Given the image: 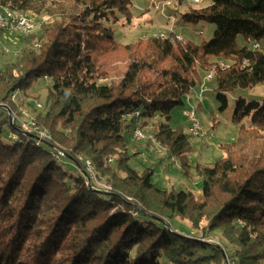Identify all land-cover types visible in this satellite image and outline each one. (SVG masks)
Here are the masks:
<instances>
[{
	"label": "trees",
	"instance_id": "16d2710c",
	"mask_svg": "<svg viewBox=\"0 0 264 264\" xmlns=\"http://www.w3.org/2000/svg\"><path fill=\"white\" fill-rule=\"evenodd\" d=\"M130 7L131 0H0L40 22L0 70V264H264V102L234 101L237 140L220 144L212 164L192 166L199 197L158 188L152 169L129 164L132 132L157 120L155 141L188 167V136L170 120L207 72L221 112L228 95L264 83L261 48L236 45L238 36L264 40V0L188 7L183 23L215 26L208 42L150 37L122 48L111 25L119 17L130 23ZM115 51L126 65L114 82L109 74L124 61L107 55ZM39 78L51 82L47 111L36 118L49 132L42 142L23 135L11 101ZM87 161L111 191L93 186ZM175 217L195 229L205 221L201 233L220 232L234 252L176 234Z\"/></svg>",
	"mask_w": 264,
	"mask_h": 264
},
{
	"label": "rangeland",
	"instance_id": "374dc122",
	"mask_svg": "<svg viewBox=\"0 0 264 264\" xmlns=\"http://www.w3.org/2000/svg\"><path fill=\"white\" fill-rule=\"evenodd\" d=\"M210 3L211 0H199L198 3H194L193 0H182L181 2L178 0H131L130 23L125 18L119 17V22L111 25L114 39L122 48L132 46L140 41H146L150 37L160 38L161 35L171 39L181 38L186 43L189 42L196 45L208 42L213 37L214 25L204 21L194 24L183 23L180 20V15L188 7L202 9L209 6ZM29 18L40 25L38 19ZM43 20L46 22L48 19L44 18ZM2 32L0 34V70L5 63L12 61L19 53L23 39V34L19 32ZM236 45L238 48L244 46L250 49L253 48V45L245 43L241 36L236 38ZM260 48L264 53V40L260 42ZM107 55L114 59H124V61H118L116 70L114 69L109 74V81L115 82L120 79L121 74L125 71L126 56L117 51ZM208 74H212V72H207L205 76ZM201 85L205 88L201 95L202 100L198 101L197 96L200 94L201 87L197 85L190 93L191 101L186 102L184 100V106L175 108L170 120L171 126L184 127V134L188 136L189 144L192 147L191 152L187 155V160L185 159V161L189 162L188 167H183L178 158H173V156L171 158L164 147L155 141L153 130L156 128L154 124L157 123V120L152 122V124L154 123L153 125L150 124L145 128H135L141 132L142 136L135 137L132 132L129 140L135 146L132 149L129 148V154L135 155L129 162L131 167L140 172L144 169H152L151 182L158 188L168 191L172 189L175 191H186L196 197L201 194L202 184L195 175L192 168L193 164L196 162L203 165L212 164L222 157L220 144H230L237 140L238 127L231 121L234 101L242 98L248 102H264V83H262L253 88L239 89L228 95V107L221 112L216 101L215 82L208 81L201 83ZM50 88L51 82L49 80L39 78L31 85L24 96L21 93H16L12 96L11 101L20 106L18 107L21 113L20 120H23L21 121V129L22 126L26 127L33 124L41 128L36 123V118L39 114L42 115L47 111L44 104ZM38 105L41 108H38ZM185 108L195 110L200 127L205 132L203 136H195L189 133L187 121L183 116ZM243 124L247 125L248 119H244ZM43 130L47 131L46 129ZM47 133L49 134L48 131ZM131 152L134 153L132 154ZM107 164L108 169L115 170V160L113 158H108ZM183 173H186L187 176ZM95 178L93 186L96 188H101L103 185L110 187V185L103 182L105 177L101 173L98 176L95 175ZM169 222V226L178 235L192 236L203 243L217 246L221 252H225V249L227 252H234V247L227 244L220 232L207 236L201 233V228L206 225L205 221L200 222L198 229H195L187 219L181 217H175Z\"/></svg>",
	"mask_w": 264,
	"mask_h": 264
},
{
	"label": "bare ground",
	"instance_id": "6f19581e",
	"mask_svg": "<svg viewBox=\"0 0 264 264\" xmlns=\"http://www.w3.org/2000/svg\"><path fill=\"white\" fill-rule=\"evenodd\" d=\"M193 2L194 3H198L199 1L196 2V0H193ZM25 21H30V24H25ZM0 22H1V24H0V30L1 31L19 32V33H21L23 35H29V34L33 33L39 26L36 22H34L30 18L26 17L24 14H22L20 12L9 10V9H4V8H0ZM12 24L14 26H16V27L12 28ZM199 34H201V32H199ZM160 38L162 40H167L168 39V37H166L164 35H161ZM176 40L185 43L181 38H176ZM252 49H254V46H253ZM220 67L222 69H224L226 66L221 63ZM205 77H207V82L211 81L213 79V73L212 74H208ZM203 91L204 90H202L200 92V94L197 96L198 101L202 100L201 95H202ZM185 101L186 102H190L191 101L190 95H188L186 97ZM37 107L41 108L40 105H38ZM187 118L195 119V126L197 127L198 131H202V136H203L205 132L200 127V123H199V121H198V119L196 117L195 110L187 109ZM28 126H30V128H33L35 133H39V134L43 135L44 140H50V137H49V134L47 133V131L35 126L34 124L33 125H28ZM188 130H189V133H190V129H188ZM22 132L28 133L25 130H22ZM138 133H141V132L136 130V129L133 131V135L135 137H141L142 135H140ZM13 139L16 140L17 137L13 136ZM86 167L88 168V170H90L89 172L95 178L93 171L91 172V169H92L91 164L88 161L86 162ZM94 178H93V183H94ZM102 187L104 189H106V190H111V188L109 186L103 185Z\"/></svg>",
	"mask_w": 264,
	"mask_h": 264
},
{
	"label": "built area",
	"instance_id": "2783aa9c",
	"mask_svg": "<svg viewBox=\"0 0 264 264\" xmlns=\"http://www.w3.org/2000/svg\"><path fill=\"white\" fill-rule=\"evenodd\" d=\"M199 1V0H196V2ZM1 24V22H0ZM25 24H30V21H25ZM16 26H14L12 24V28H15ZM254 50H258L260 48V45L259 44H254ZM207 82V77H205L202 81V84L203 83H206ZM201 87V90H205V88L203 87V85L200 86ZM204 88V89H203ZM183 116L185 117L186 121H187V125H188V129H190V134L192 135H195V136H202V131H198L197 127L195 126V119H189L187 118V109L185 108L183 110ZM22 130H25L26 132H28L29 134H34L35 136H37L38 138L44 140V137L43 135L39 134V133H35L33 128H30V126H26V127H23L22 126ZM140 135H142L141 133H138Z\"/></svg>",
	"mask_w": 264,
	"mask_h": 264
},
{
	"label": "water",
	"instance_id": "95a60500",
	"mask_svg": "<svg viewBox=\"0 0 264 264\" xmlns=\"http://www.w3.org/2000/svg\"><path fill=\"white\" fill-rule=\"evenodd\" d=\"M9 122H10L11 125L13 124V117H12L11 114H9ZM22 133H23V135H25V136H28V137L33 138V139H34L35 141H37V142H42V141H44V140H41L40 138H38L37 136L31 135V134H28V133H25V132H22ZM62 155L66 157V155H64L63 153H62ZM90 176H91V178L93 179V176L91 175V173H90ZM88 184H89V182H88ZM93 185H94V183H93ZM99 189H103V190H105V191H111V190H106V189H104L103 187H101V188H99ZM222 253L224 254V252H222Z\"/></svg>",
	"mask_w": 264,
	"mask_h": 264
}]
</instances>
